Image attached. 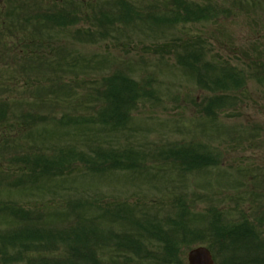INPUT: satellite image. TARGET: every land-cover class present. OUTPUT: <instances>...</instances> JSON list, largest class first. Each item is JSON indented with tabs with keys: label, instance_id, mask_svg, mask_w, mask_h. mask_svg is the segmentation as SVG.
<instances>
[{
	"label": "trees",
	"instance_id": "trees-1",
	"mask_svg": "<svg viewBox=\"0 0 264 264\" xmlns=\"http://www.w3.org/2000/svg\"><path fill=\"white\" fill-rule=\"evenodd\" d=\"M149 5L152 13L146 7L143 12L136 7L122 9L118 22L130 25L149 19L153 27L170 28L208 22L221 12L209 1L199 5L193 0H150ZM246 5L250 14L264 13V0H247ZM36 9V24L22 17L24 9L12 10L15 14L0 10V193L8 197L40 193L53 181L77 174L93 178L117 172L173 171L187 177L220 167V154L197 140L154 142L149 150L130 143L104 145L98 140L53 143L50 126L60 132L85 126L102 133L121 132L134 121L136 105L156 101L159 92L151 75L137 81L116 71L94 77L93 100L85 107L91 106H75L80 101L75 94L78 79L75 74L74 79L61 74L63 59L53 57L49 37L39 30L45 25L67 29L74 25V16L56 6L41 4ZM85 12L92 27L103 28L92 10ZM84 34L91 36L90 28L77 31ZM177 40L182 44L175 54L157 46L153 52L172 55L176 67L193 79L196 90L207 92L200 104L196 98L191 102L212 124L220 121V113L237 105L236 95L244 91L248 80L264 85V69L249 74L243 65L206 61L210 56L206 45ZM33 75H43L45 81L31 80ZM42 127L46 128L36 134L42 140L31 141ZM237 188L241 189L240 182ZM261 190L263 179L238 191L233 206L209 205L204 211H197L196 199L185 193L150 205L122 198L107 202L75 198L59 209L2 200L0 219L6 227L0 228V264H183L186 250L200 244L210 249L216 264H264Z\"/></svg>",
	"mask_w": 264,
	"mask_h": 264
},
{
	"label": "rangeland",
	"instance_id": "rangeland-1",
	"mask_svg": "<svg viewBox=\"0 0 264 264\" xmlns=\"http://www.w3.org/2000/svg\"><path fill=\"white\" fill-rule=\"evenodd\" d=\"M12 1L15 3L12 4ZM66 1L78 0H0V10L2 9L3 14L9 11L15 14L23 9L32 10L41 4L60 7ZM84 1L87 2V10L90 5L94 8L102 6L104 2ZM193 1L199 5L209 1L212 6H218L221 10L218 18L208 22L177 24L170 28L153 27L149 19L132 25L121 23L111 28H94L87 21L86 15L84 18L79 17L77 26L64 30L37 25L40 32L49 37L53 57L63 59L61 74L66 79H74L75 74L78 79L75 81V94L80 101L75 102V106L81 104L84 108L92 103L96 84L94 77L111 73L113 65L119 66V69L124 68L134 80L140 73L153 75L156 78L155 90L159 92L156 101L136 105L132 114L134 121L121 132L102 133L99 132L100 129L90 126H85L82 130L61 132L56 127L47 128L52 130L55 136L53 143L56 144L74 139L80 144L85 140H98L104 145L116 147L130 143L149 150L154 142L196 139L220 154V167L187 177L173 171H153L146 175L117 172L93 178L77 174L53 181L40 193L31 191L8 197L1 190L0 200L29 202L30 207L37 205L59 209L67 200L75 198H105L104 202L122 198L139 205H150L153 201L159 203L168 196L185 193L196 199L194 203L197 211H204L209 205L233 206L238 191H244L256 182L259 185V180H264V85L248 80L244 91L236 95L234 102L237 105L220 113V121L212 124L195 110L197 107L191 102L196 98L200 104L207 92L196 90L193 79L176 67L172 55L162 51L153 52L157 46L175 54L182 44L178 38L199 40L210 52L206 61L243 65L249 74H254L257 70L264 69V13H248L247 0ZM14 9L16 12L12 11ZM89 28L91 36L77 35L78 30ZM100 33L105 35V39H99ZM30 79L45 81L43 75H33ZM34 95L35 93L30 96ZM45 128H39L31 141L42 140L36 134ZM23 144H28V140L23 139ZM48 146L49 143L43 145L45 149ZM238 182L241 189L237 188ZM104 202L100 204H105ZM240 203L243 205V202ZM4 227L3 221L0 228ZM197 246L206 247L205 244ZM188 250L182 258L183 264H186Z\"/></svg>",
	"mask_w": 264,
	"mask_h": 264
},
{
	"label": "water",
	"instance_id": "water-1",
	"mask_svg": "<svg viewBox=\"0 0 264 264\" xmlns=\"http://www.w3.org/2000/svg\"><path fill=\"white\" fill-rule=\"evenodd\" d=\"M186 258L188 264H213L209 250L204 247H197L189 251Z\"/></svg>",
	"mask_w": 264,
	"mask_h": 264
}]
</instances>
